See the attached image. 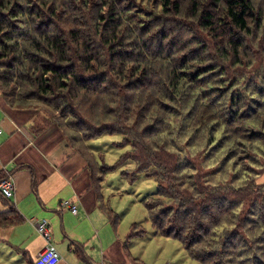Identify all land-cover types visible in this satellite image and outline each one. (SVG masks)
Wrapping results in <instances>:
<instances>
[{
	"label": "trees",
	"instance_id": "obj_1",
	"mask_svg": "<svg viewBox=\"0 0 264 264\" xmlns=\"http://www.w3.org/2000/svg\"><path fill=\"white\" fill-rule=\"evenodd\" d=\"M135 1L0 0V95L2 100L11 109L36 112L32 123L35 124L38 121L40 126L34 125V135H39L55 125L62 131L70 147L83 156L86 153L76 149L74 144L80 141L78 140L80 135L83 136L84 143L104 134H120L126 137L129 133L133 135L138 133L137 128L134 134L129 131L131 128L122 126L119 119V110H124V119L127 123H132L131 107L137 95L146 107L145 120L150 118L154 122L160 117L156 114L163 112L164 118L155 128L140 134L153 137L150 139L153 141V151L160 140L162 141L160 145L168 142V148L173 151L175 146L169 145L170 141L176 140L177 143V140L182 139L188 141L190 135L196 133L203 135L202 144L206 146L209 143L208 150L211 149L212 152H205L207 158L202 164H193L188 158L184 161L185 152L173 151L184 158L182 164L170 152H165L163 157L154 158L145 154L139 156L138 152H135L130 158L133 163L132 170L122 169L121 175L130 182L135 181L137 175L142 173L147 177L155 178L153 179L157 184V203L153 205L152 199H148L145 205L155 230L154 235L160 234L178 240L189 257L200 264H229L226 257L233 264H251V258H245L239 252L243 249L239 247V239L232 246L229 244L233 239L246 235V228L250 224L247 221H251L253 217L258 218L257 223L264 230L262 228L264 215L258 214L261 209L258 204L262 202L259 192L264 189L261 187L264 185L256 182L257 178L264 173V162L259 161L257 158L259 154L251 150L252 145L258 146V138L264 135V119L263 124L260 125L256 124V118L253 120L248 118L244 121V105L240 103L241 98L235 94L234 99L230 100L234 88L223 95L217 93L215 102L212 100L217 86H214L216 80L212 83L208 76L220 71L221 66L218 63L210 64L207 70L195 75L192 70L180 69L181 65L177 61L169 60L168 69L162 71L166 80L167 93L162 99H142L139 95L140 91L147 95L156 94L154 89L150 90L147 87L150 82L146 80L147 75L153 70L152 61L155 56H170L172 52L179 49V46L174 43H165L170 36H166L163 32L153 33L152 31L158 26L153 25L152 22L149 23L153 17L159 15L166 20L169 18L177 20L181 14L180 5L183 0H156L158 13L141 23L136 22V19H140L142 13H138L139 17L132 16L139 7ZM211 3L221 10L216 12L208 8L199 11L194 2L191 17L187 18L194 21L198 14L199 26L209 33V36L215 40L213 43L223 52L221 42L217 39L220 38L217 36L218 31L221 30L224 33L226 54L233 53V56H238L243 47H241V40L236 36H250L252 26L258 31L261 30L264 24L262 11H257L251 0H211ZM70 6L73 13L67 16L65 22L72 15L88 14V24L92 23L91 25L95 26V37L89 32L84 35L73 25L66 29L60 26V22H63V12L67 13ZM133 17L135 20L132 19ZM71 19L74 20V18ZM182 21L185 22V20ZM186 23L196 25L194 22ZM168 25H171L168 28L177 39L176 43L182 41V37L177 33L184 24L175 26L174 23L168 22ZM182 43L184 42L180 45ZM200 51L203 50L200 49ZM136 62H139V66L134 65ZM199 67L202 69L204 65ZM224 75V72L221 73L219 79H222ZM261 88L263 89L260 90V94L255 91L257 96L244 95L249 101H253L254 97L259 95L264 97V85ZM186 89L188 94L183 96L182 112H179L176 108L177 94ZM124 91L127 92L126 96L124 95L126 101L120 109L118 101L122 98ZM226 97L230 100L229 106L233 105L238 110L232 112L233 108H229L228 116L221 118V114L218 113L220 109L217 106H220ZM261 102L264 103V99H261ZM167 103L171 109L164 107ZM28 104L35 106L31 107ZM40 106L47 107L55 117L43 114V119L39 121L40 111L37 107ZM263 110V107L258 108V112ZM95 111L103 116L102 121L96 116ZM151 115L156 116L151 117ZM178 117L183 118L184 122H180L183 126L175 127V119ZM123 124L126 125V123ZM161 124L167 126L161 129L159 126ZM232 126H234L233 129L230 128ZM137 127L139 128V125ZM243 131L245 133H242ZM90 133H92L91 136H89ZM244 137L249 139H243ZM230 138H235L233 143L242 145L248 143L250 151L223 152L230 144ZM193 147L194 145L191 146ZM259 149L262 151L261 147ZM189 153L192 158L191 152ZM88 154L92 156L94 153L90 151ZM128 154L126 152L115 167L105 164L98 166L94 159V167L98 169L95 174L92 172L96 191L100 193L107 173L118 171L124 166L127 159L129 160ZM210 155H213L211 159H209ZM249 157H253V162L249 161ZM244 162L247 163L245 169L242 164ZM150 166H153V172L148 170ZM251 171L252 177L246 184ZM253 172L257 173L253 175ZM221 175L228 176L229 179L233 177V185L238 183L240 186H234L235 189L214 188L212 180ZM167 179L174 185L188 186V188L181 192L178 189L175 190L173 184H170L171 191L167 193L162 186ZM168 197L177 204L173 209L164 210L161 200ZM233 197H239V199L234 201ZM254 208L257 210L252 212ZM239 210H242L240 214H238ZM111 214L115 219L117 218L114 213L111 212ZM7 218L0 216V224L3 223L2 220L10 219ZM18 220L15 217L7 224H15ZM131 228L130 237H133V234H137V229L141 227L133 224ZM239 229L243 232L238 233ZM144 234L142 230L137 236ZM234 245L236 248L233 247ZM260 245L259 247H264V244ZM211 258L216 261L212 262ZM253 264H264V251L259 261Z\"/></svg>",
	"mask_w": 264,
	"mask_h": 264
},
{
	"label": "rangeland",
	"instance_id": "obj_2",
	"mask_svg": "<svg viewBox=\"0 0 264 264\" xmlns=\"http://www.w3.org/2000/svg\"><path fill=\"white\" fill-rule=\"evenodd\" d=\"M253 6L257 11H262L261 14H263V23H264V0H251ZM137 5L139 6L134 14L132 16H138V13H142L140 19H136V22L141 23L144 20L149 19L150 16L154 15L155 13H158L156 10L158 8L157 1L156 0H136L135 1ZM196 3L198 6L199 11H204L208 8L216 10V12H219L221 9L215 8L211 0H183L180 5V12L181 14L178 16L177 20L169 18L168 20L164 19L162 15H159L158 17H153L152 21H150L149 24L156 25L158 26L157 29L152 31L153 33L160 34L163 32L166 36L169 37V41H165V43H174L175 45L179 46V49L172 52V54L169 56L163 55V56H155L153 59L152 67L153 70L150 71V74L147 75L146 80L150 82V85L147 86L150 90L151 88L155 90V93H151L147 95V93H144L143 91H140L139 95H141L142 99L148 98L149 100H155L156 98L162 99L163 95H165L167 92L165 90L166 87V80L165 76H163L162 71H166L167 66L169 65V60L170 62L177 61L179 65H181L179 68L182 69L183 71H194L193 73L195 75H198L199 73H202L203 71L207 70L206 68L211 66L210 64H215L218 63L221 66L220 71L216 74L209 75L208 78L212 80V83L214 80V86L216 89L214 90V95H212V99L214 102L216 100V94L220 93V95L226 94L229 92L231 88H234L232 90V98L230 96V100L234 99L235 94H238L239 97L241 98L240 103L244 105V110H243V119L254 118L257 119L258 125L261 123L263 124V119H264V110L258 112V108L263 107L264 108V103L261 102V99H264L262 96L254 97L253 101H249L248 97L245 95H253L257 96L255 91H257L260 94V90L264 85V24L261 27V30H256L252 26V32L251 35L248 37H244L243 35L236 36L239 40H241V47L242 53L240 52L238 56H233V53H229L228 55L226 54V50L224 49V36L223 32L218 31V35L220 38H217L221 42V48L222 50L213 43V40L210 36L209 33L203 28L199 26V21L200 18L197 14L195 17V20L189 19L187 17H191V8L192 4ZM198 3V4H197ZM189 11V13H188ZM73 11L71 9V6L69 7V11L67 13L63 12V22H60V26L63 27V29H66L67 27H70L73 25L76 29H80V31L84 34L87 35L88 32L93 34L95 37V26L88 24V14L85 16H80V14H75L72 15L71 18L73 19H68V21L65 22L66 18L68 15L72 14ZM136 14V15H135ZM135 20V17L132 18ZM182 20H185L182 21ZM187 21L189 22H194L196 25H191L186 23ZM65 22V23H64ZM168 22L174 23L175 26H178L179 24H184L183 27L179 28L178 30V35L182 37V41L176 43L177 39L174 37V34L170 32V29L168 28ZM164 29H166L164 31ZM172 29H175V27H172ZM181 42H184L181 44ZM218 42V41H217ZM149 43V42H148ZM220 44V43H219ZM99 47V45H98ZM202 49L203 51H200ZM190 50V51H189ZM189 51V53H187ZM196 51V52H195ZM192 52V53H191ZM195 52V53H194ZM229 57V58H228ZM152 60V59H151ZM239 63L237 64V62ZM147 61H150V59H147ZM190 64V65H187ZM135 66H139V62L134 63ZM183 65H187L182 67ZM202 69H200L199 66H203ZM141 68V65H140ZM159 70V73L157 72ZM225 73L224 77L222 79L220 78L221 73ZM138 75V74H136ZM140 76V75H139ZM135 84V83H133ZM127 92L124 91V94H122V98L119 99L118 104L119 108L121 109L123 104L125 103V94ZM188 90H182L177 94L178 100L177 102V109L179 112L181 111V106L183 104V96H187ZM245 94V95H244ZM125 95V96H124ZM228 95V94H227ZM124 96V97H123ZM132 96V95H131ZM138 96V95H137ZM137 96L134 98L132 107H131V116L130 119L132 123H127L126 120L124 119V110H119V119L121 120L122 126L131 128V132L135 135L129 133L126 137L120 134H104L98 138H95L91 141H87L83 143V136L76 135L78 136V140H80L75 144V148L79 149L82 151L84 156L82 158L85 160L87 164H90V168L95 174L98 169L94 167V159L98 166L102 165H107V166H116L118 160L126 153L128 152V157L129 160L127 159L126 163H124V166H122L118 171L122 169H130L132 170L133 168V163L131 162L130 158H132L135 154V152H138V155L141 156L142 154L144 155H151L153 158L154 157H160L164 156L165 152H170L174 154L178 159L180 164H182L183 157L176 154L178 152H185L186 158L184 161L188 158L190 159V162L193 164H202L204 162V159L207 158V154L205 152H212L211 149L208 150L209 148V143L204 146L202 144V139L203 135H199L198 133L194 135H190V139L188 141H185V139L182 140H173L169 141L171 144L175 146V149L173 148V151L176 153H173V151L168 148V142L160 145L162 141L160 140V143L158 141L157 145H155V149L153 151L154 146L152 145L153 141L150 140L153 137H148L145 134H142L143 132L148 131L151 128H155L157 124L160 123V121L164 118L162 115L163 112L157 113L156 115H159L160 117L156 118L153 122L152 119L148 118L145 120L144 116L146 117V107H144V103L142 100L138 99ZM230 100H228V97L225 98L221 102L220 106H217L220 110L218 111L221 118H225L228 116L229 108L233 112V110L237 111V107L230 105ZM11 101V100H10ZM239 103V101H238ZM95 105V103H93ZM214 104V103H212ZM31 105V107L35 106L33 104H28ZM215 106V105H214ZM167 109H171L169 103H167L166 106H164ZM199 107V106H198ZM216 108V107H215ZM242 108V109H243ZM37 110L40 111V116H39V121L43 119V114L45 115H52L54 114L47 108V107H37ZM33 114L35 115V111H32ZM96 113V116L102 121L103 116L100 113ZM253 114V115H251ZM155 115V116H156ZM180 115V113L178 114ZM57 116V115H56ZM151 115V117H155ZM55 117V116H54ZM34 119V117H33ZM180 122H184L182 117H178L175 119V127L176 126H183ZM231 122V121H228ZM123 123H126L124 125ZM140 123V124H139ZM36 124V125H35ZM35 126H40L39 122H35ZM150 124V125H149ZM139 125V128L137 127ZM264 125V124H263ZM161 126V129L165 128L167 125H159ZM35 128V127H33ZM137 130L135 131V129ZM182 128V127H181ZM234 128V126L230 127ZM60 130V129H59ZM244 130V129H241ZM249 130V129H246ZM236 132L237 129H235ZM62 133V131L60 130ZM242 133H245L244 131ZM92 133L89 134L91 136ZM63 135V133H62ZM68 136H70L68 134ZM88 136V135H87ZM64 137V135H63ZM65 138V137H64ZM173 138V137H172ZM243 139L248 140V137H244ZM67 141V139L65 138ZM85 141V140H84ZM235 141V138H230L229 142L230 144L225 147V151L223 152H249L250 151V145L248 143H244V145L239 144V143H233ZM258 146L257 147H251L252 152H256L258 155V160L261 162H264V135H261L258 138ZM68 142V141H67ZM194 145L193 148L191 146ZM262 148V151L259 148ZM189 148V150H188ZM229 150H228V149ZM72 151H75L71 147ZM92 152L94 154L91 156L88 154V152ZM145 152V153H144ZM154 152V153H153ZM192 154V158L190 157V153ZM99 153V155H98ZM102 155V157L100 156ZM213 155L209 156V159H211ZM263 158V160L261 158ZM253 157H249V161L253 162ZM89 160V161H88ZM217 163V160H216ZM102 164V165H101ZM212 164H215L212 162ZM243 167L245 169V164L247 163H242ZM181 166V165H180ZM101 169V168H100ZM150 172L154 171L153 166H150L148 169ZM257 172H253V175H255ZM106 179L102 184V196L103 198L109 202V205L111 208H113L115 214L118 217V223L121 225V227H126L130 226L133 224L139 225L141 228L137 229V235L140 234V231L143 230L145 233V237L143 238H134L132 240L131 247L133 249V253L136 255V258L139 259L141 263L144 264H200L199 262L192 260L188 253L186 252L185 248L181 245V243L178 240H175L171 237H165L160 234L154 235L155 230L152 227L151 220L149 218V215L146 210V202L148 199H152L153 205L157 203V184L156 181L151 178L147 177L144 173L137 175L135 181L132 182V186L130 187H123L122 188V193L123 196H120L118 194H108L107 192V187H111V185H116L117 181L120 178V175L116 176L113 172H109L106 174ZM115 176V177H114ZM252 177V171L250 174V178H248V181L246 184L249 182V180ZM218 178V179H217ZM215 177L212 180V184L214 188H220V187H229V188H234L237 186H240L238 183H234L233 185V180L234 178H228V176H218ZM157 179V178H156ZM158 180V179H157ZM257 184L264 185V173L259 176L256 180ZM162 184L165 191L169 193L171 190L169 188L170 184H173V188L175 190H180L181 192H184L185 188H188V186H177L174 185V183L170 182V180H165ZM235 186V187H234ZM264 187V186H261ZM125 190V191H124ZM115 191V190H114ZM130 193V194H127ZM110 197V198H109ZM259 197L261 199V203L258 204L261 209L258 211L259 216L264 215V189H262L259 192ZM239 197H233L232 200H237ZM168 198H163L161 201L162 207H164V210H169L173 209L177 202ZM257 209L254 208L252 212H255ZM242 210H239L238 214H240ZM251 216V215H250ZM264 218V216H263ZM258 218L253 217L252 220H248L247 222L250 224L246 228V232L244 236L238 237L233 239L230 242V246L238 242V239L240 240V245L239 247L243 248L241 251H239L242 255L245 256V258L249 257L251 258V264L259 261V257L262 254V251H264V247H259L261 246L260 244H264V230L260 228V225L257 223ZM237 222V221H236ZM239 223V221H238ZM227 229L229 227H226ZM262 228H264V223L262 225ZM238 233L243 232L241 229L237 231ZM224 234V233H223ZM222 234V235H223ZM219 240V239H218ZM243 242V243H242ZM264 246V245H263ZM236 248V246H233ZM216 250V249H214ZM217 252V251H216ZM226 257V256H224ZM244 258V257H243ZM229 262V264H233L228 257H226ZM210 260L216 261V259L211 258ZM220 260V259H219Z\"/></svg>",
	"mask_w": 264,
	"mask_h": 264
},
{
	"label": "crops",
	"instance_id": "obj_3",
	"mask_svg": "<svg viewBox=\"0 0 264 264\" xmlns=\"http://www.w3.org/2000/svg\"><path fill=\"white\" fill-rule=\"evenodd\" d=\"M33 117L31 111L9 108L0 95V180L11 178L14 184L11 199L0 194V216L10 218L0 224V264H35L48 245L37 230L42 220L48 222L58 264H144L131 244L145 234L130 237L132 225L118 223L82 156L55 125L34 135ZM114 174L120 178L107 192L123 196L122 188L132 182L120 171ZM15 217L18 222L8 225Z\"/></svg>",
	"mask_w": 264,
	"mask_h": 264
},
{
	"label": "built area",
	"instance_id": "obj_4",
	"mask_svg": "<svg viewBox=\"0 0 264 264\" xmlns=\"http://www.w3.org/2000/svg\"><path fill=\"white\" fill-rule=\"evenodd\" d=\"M0 194L6 199H11L14 195V184L11 178L0 180ZM63 205L69 207L70 204L64 202ZM72 213H76V208L71 207ZM38 232L47 240L48 245L38 254L35 264H58L60 262L59 254L56 249L49 243L50 236L48 233V222L42 220L37 224Z\"/></svg>",
	"mask_w": 264,
	"mask_h": 264
}]
</instances>
